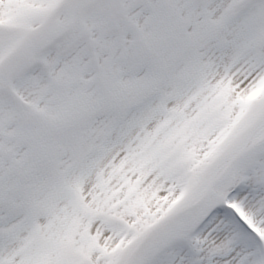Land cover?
<instances>
[{
    "label": "snow or ice",
    "instance_id": "obj_1",
    "mask_svg": "<svg viewBox=\"0 0 264 264\" xmlns=\"http://www.w3.org/2000/svg\"><path fill=\"white\" fill-rule=\"evenodd\" d=\"M0 264H264V0H0Z\"/></svg>",
    "mask_w": 264,
    "mask_h": 264
}]
</instances>
